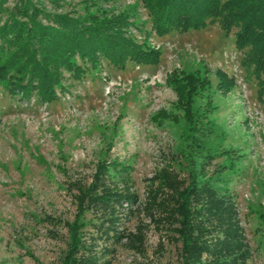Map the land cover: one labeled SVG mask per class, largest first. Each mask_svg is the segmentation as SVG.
Instances as JSON below:
<instances>
[{"label":"rangeland","instance_id":"rangeland-1","mask_svg":"<svg viewBox=\"0 0 264 264\" xmlns=\"http://www.w3.org/2000/svg\"><path fill=\"white\" fill-rule=\"evenodd\" d=\"M15 2L2 1L0 24ZM31 2L71 17L122 14L131 25L127 33L159 58L149 65L127 61L122 68L102 60L77 80L64 72L63 90L46 102L0 84V264H61L66 223L73 222L81 224L86 253L100 264H181L176 235L143 210L153 189L167 192L154 178L167 169L185 183L194 170L197 181L207 179L230 198L248 252L244 264H264V94L257 96L241 64L235 29L224 35L216 24H206L157 35L140 0ZM216 70L232 77L228 92L216 90ZM175 71H197L211 83L209 99L196 97L192 110L209 107L213 131L196 135L200 146L190 156L169 83ZM99 164L107 170L101 178L106 187L96 193L117 188L133 195L132 201L121 198L105 209L87 198L77 204L78 190L93 182ZM110 228L130 236L139 232L141 242L115 239Z\"/></svg>","mask_w":264,"mask_h":264},{"label":"trees","instance_id":"trees-1","mask_svg":"<svg viewBox=\"0 0 264 264\" xmlns=\"http://www.w3.org/2000/svg\"><path fill=\"white\" fill-rule=\"evenodd\" d=\"M140 2L150 18L151 29L157 35L196 30L206 24H216L224 35L234 28V46L243 51L241 64L254 79L257 96L264 94V0ZM15 14L23 19L17 20ZM130 26L122 14L89 13L71 17L47 12L31 0H16L13 12L10 10L0 24V84L21 96L33 93L38 100L46 102L55 99L56 90H63L64 72L68 78L77 80L87 71L99 68L102 60L114 68H122L127 61L140 65L155 64L158 51L143 42L137 43L127 33ZM215 75L216 90L228 92L234 84L232 77L220 70H216ZM169 83L175 90L176 105L186 124L185 137L189 139L186 148L187 156H190L191 151L200 146L196 135L213 131L207 119L209 107L192 110L196 97L209 99L211 83L197 71H175ZM106 171L103 164L97 166L93 182L84 190H78V205L87 198L94 208L105 209L113 207L121 198L134 199L133 195L117 193V188L112 190L115 192L96 193L100 187H106L101 179ZM172 173L167 169L154 177L158 180V187L167 192L164 194V191L153 189L150 193L153 196L143 210L155 223L164 225V230L176 235L180 242L181 264H244L248 252L242 233L234 222L230 198L219 195L207 179L197 181L194 170L190 171L186 183ZM80 225L66 223L68 248L61 264H100L97 256L86 253L78 228ZM110 229L115 239L125 236L128 241L136 239L133 244L141 242L139 232L130 236ZM100 230L105 237H110L106 228Z\"/></svg>","mask_w":264,"mask_h":264}]
</instances>
